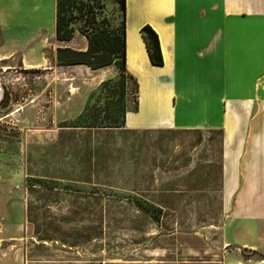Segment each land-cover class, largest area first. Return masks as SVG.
Returning a JSON list of instances; mask_svg holds the SVG:
<instances>
[{"label": "rangeland", "instance_id": "obj_1", "mask_svg": "<svg viewBox=\"0 0 264 264\" xmlns=\"http://www.w3.org/2000/svg\"><path fill=\"white\" fill-rule=\"evenodd\" d=\"M96 4L99 18L121 22L118 2ZM84 12L74 11L80 33ZM52 52L46 50L51 59ZM2 65L3 264H221V130L83 127L109 124L123 103L135 105L131 78L126 92L103 85L119 79L117 64L103 67L102 79L53 60L46 67ZM12 243L18 246L2 254ZM242 252L245 260L257 258Z\"/></svg>", "mask_w": 264, "mask_h": 264}, {"label": "crops", "instance_id": "obj_2", "mask_svg": "<svg viewBox=\"0 0 264 264\" xmlns=\"http://www.w3.org/2000/svg\"><path fill=\"white\" fill-rule=\"evenodd\" d=\"M56 9V0H0L1 64L46 67L58 61L59 46L85 50L78 30L71 40L57 39ZM146 24L159 35L162 65L150 59ZM126 33L139 110L127 111L125 127L222 130L221 264H264V0H126ZM63 66L103 78V67ZM243 250L257 258L245 260Z\"/></svg>", "mask_w": 264, "mask_h": 264}, {"label": "trees", "instance_id": "obj_3", "mask_svg": "<svg viewBox=\"0 0 264 264\" xmlns=\"http://www.w3.org/2000/svg\"><path fill=\"white\" fill-rule=\"evenodd\" d=\"M96 1L56 0L57 39L68 41L74 37L76 32L75 27L72 25L75 18L74 11L83 12L85 10V25L81 29V33L88 40V46L85 50L75 49L69 46H59L57 48V60L61 65L83 63L94 69L113 63L117 64L120 72L119 79L116 82H113L111 79L105 80L103 85L107 87L113 83H117L122 85L123 91L126 92V78H131L135 84V105L129 106L126 102L123 103L119 117L114 116L109 124L97 125L94 122L86 121L80 126L125 127L127 111L139 110V81L127 68L126 0H114L120 4L123 10L122 20L117 24H112L106 17L99 18ZM141 31L152 63L157 65L164 64L158 33L149 24L144 25ZM2 101L3 99L0 101V105H2ZM88 110V107H86L81 115L82 119L89 114Z\"/></svg>", "mask_w": 264, "mask_h": 264}]
</instances>
